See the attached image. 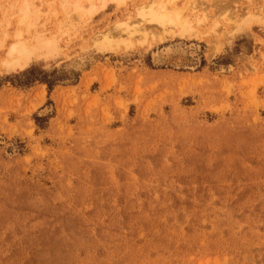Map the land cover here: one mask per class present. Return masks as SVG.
<instances>
[{
    "label": "rangeland",
    "instance_id": "374dc122",
    "mask_svg": "<svg viewBox=\"0 0 264 264\" xmlns=\"http://www.w3.org/2000/svg\"><path fill=\"white\" fill-rule=\"evenodd\" d=\"M73 1L0 0V264H264V0Z\"/></svg>",
    "mask_w": 264,
    "mask_h": 264
},
{
    "label": "bare ground",
    "instance_id": "6f19581e",
    "mask_svg": "<svg viewBox=\"0 0 264 264\" xmlns=\"http://www.w3.org/2000/svg\"><path fill=\"white\" fill-rule=\"evenodd\" d=\"M87 1H88V3L90 2V0H87ZM113 1H116L117 3L120 4V2H122L123 0H113ZM73 2L74 3H72L70 5L71 6V11H73L76 14H79V17H81L82 16L83 7L80 5V3H81L80 0H74ZM100 2H101V0H100ZM170 2L173 3V0H148L146 3L142 4L138 8V14L137 15H138L139 19L142 22H144V23L145 22L146 23H152V24L157 25L160 28V32H165V31L168 30L169 31V32H167L168 34H170V32L172 33V31H175L177 28L187 27L190 24V19L189 18L186 19L187 16L185 17L182 14L180 9L179 10L176 9L177 8L176 6H173V5L171 6L170 5L171 7L168 8L167 5H169ZM187 4H188V2H187ZM62 5H64V3H62ZM120 5H122V4H120ZM101 6L102 5H100V7ZM190 9L193 10L194 8L190 7ZM18 13L21 14V15H19L20 16L19 24H21L22 26L26 25L27 24L26 21L28 19V9H27V7H25V6L21 7L18 10ZM189 27H188V29H189ZM119 29H120V31L125 32V35L132 36L131 40L132 39H134V40L136 39L137 41L144 42L147 39L148 36H150V35H152V37L154 36L153 34H148V32H146L145 30L140 32V33H137V31L134 28H129V26L126 25V24L124 25V27L119 28ZM135 32L137 33V35L135 37H133ZM21 35L23 36V34H21ZM21 35H20V33H18L17 37L20 38ZM41 36H40V38L39 37L38 38L35 37L37 40H36L35 45L32 46V47L26 45L20 39L16 40L15 43H13L8 48V50H7V58L4 59V61L2 62V65L7 70L22 69L27 64V62L31 59V57L33 56V51H34V49L37 46H41V48H43L44 51L45 50L46 51H51L52 48H53L54 37H51L49 35V37H51V38H47L46 37L47 40H43L42 39L43 37L41 38ZM112 38H113L112 35L109 32L106 31V32H103L101 35L94 37V40L95 41L102 40L104 45H110ZM117 38H118L119 42H122V43L126 42L125 39H121L120 37H117ZM138 39H140V40H138ZM127 43H130V42H127ZM33 44H34V42H33ZM114 44H116V43H114Z\"/></svg>",
    "mask_w": 264,
    "mask_h": 264
},
{
    "label": "trees",
    "instance_id": "16d2710c",
    "mask_svg": "<svg viewBox=\"0 0 264 264\" xmlns=\"http://www.w3.org/2000/svg\"><path fill=\"white\" fill-rule=\"evenodd\" d=\"M48 85H50V84H48Z\"/></svg>",
    "mask_w": 264,
    "mask_h": 264
}]
</instances>
